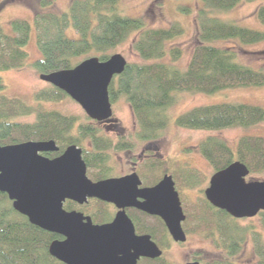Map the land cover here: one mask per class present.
<instances>
[{
  "label": "trees",
  "instance_id": "obj_1",
  "mask_svg": "<svg viewBox=\"0 0 264 264\" xmlns=\"http://www.w3.org/2000/svg\"><path fill=\"white\" fill-rule=\"evenodd\" d=\"M120 1L71 0L67 13L57 14L44 12L51 5V0H39L41 10L33 16V27L40 59L32 63L34 70L39 74H49L71 69L90 57L104 61L115 48L135 35L131 48L143 63L127 62L123 73L112 79L108 96L111 104L120 98L128 103L138 127L137 137L141 141H153L167 127V110L179 93L210 95L227 89L264 86V71L241 63L235 47L219 45L225 42L240 45L264 42V32L239 26L218 16L230 12L242 2L256 0H198L200 6L195 17L198 44L183 70L173 65L181 58L182 49L170 45L183 35V27L174 22L166 28H148L143 18L122 15ZM181 10L190 12L187 8ZM255 14L264 25V4L256 8ZM70 27L77 34L74 38L66 35ZM31 28L32 25L24 19L10 22L11 33H4L0 26V72L19 71L26 66L28 55L23 48L28 43ZM166 58L169 62L163 61ZM4 89L0 78V145L52 140L58 141V154L66 147L76 145L82 150L87 176L92 180L108 176L106 163L109 149L124 150L130 147L124 141L113 145L111 140L99 135L93 125L77 124L74 116L43 109L42 102H57L68 97L51 85L33 95L37 104L34 106L3 95ZM31 115L35 116L32 123L17 121L19 117ZM263 122L264 109L245 103L194 107L175 119L177 127L207 131L247 129ZM86 143L90 146L89 150L85 148ZM198 151L214 172L239 161L247 167L249 176L264 174L263 137L241 136L234 147L221 139L207 137L198 145ZM46 155L53 157L55 153ZM152 163H156L154 167L158 170L172 172L180 194L184 188L192 189L203 179L198 171L179 162L173 163V169L169 161L152 160ZM67 205L65 209L81 212L96 223L112 215L110 206L98 200L84 205ZM182 205L187 232L213 240L216 247L224 250L227 257L232 259L250 237L256 264H264V236L258 230L240 226L239 220L214 208L202 196L195 201L183 200ZM133 211L139 213L138 217H143L134 221L136 231L151 235L162 245L154 229L157 225L163 227L162 222L153 216ZM58 238L56 234L31 225L26 217L14 211L7 195L0 193L1 264H63L48 252L49 244ZM142 264L154 263L145 261Z\"/></svg>",
  "mask_w": 264,
  "mask_h": 264
},
{
  "label": "water",
  "instance_id": "obj_2",
  "mask_svg": "<svg viewBox=\"0 0 264 264\" xmlns=\"http://www.w3.org/2000/svg\"><path fill=\"white\" fill-rule=\"evenodd\" d=\"M126 64L118 53L104 61L90 57L71 69L40 74L39 79L64 92L89 119L114 123L108 87ZM57 150L52 140L0 145V193L31 225L63 237L49 244L50 256L63 264H137L140 257H160L150 236L135 234L125 213L130 207L159 217L174 242L186 241L181 227L185 215L171 176L150 188H138L136 174L92 182L81 148L70 145L53 159L42 155ZM247 176V167L239 161L215 171L204 189L205 199L233 219L257 216L264 212V180H246ZM89 199L114 205L113 220L93 224L89 216L63 209L66 200L84 205Z\"/></svg>",
  "mask_w": 264,
  "mask_h": 264
},
{
  "label": "rangeland",
  "instance_id": "obj_3",
  "mask_svg": "<svg viewBox=\"0 0 264 264\" xmlns=\"http://www.w3.org/2000/svg\"><path fill=\"white\" fill-rule=\"evenodd\" d=\"M39 0H0V26L4 33H11L10 22L15 19L27 20L31 25V32L27 45L23 50L27 53L28 59L26 66L19 71L10 70L0 72V78L3 80L5 89L2 92L7 97L18 98L28 105H37L33 95L50 85L39 79L37 73L32 67V63L40 59V52L36 44V31L33 27V16L40 12ZM52 3L44 9V12L67 13L71 0H51ZM264 4V0L253 2H242L233 10L227 13L218 14L224 20L233 21L235 24L264 32V25L261 24L255 14L256 8ZM200 6L198 0H121V14L131 18L141 17L144 19L148 28H166L170 24L177 22L183 29L182 36L176 38L170 45L182 49L181 58L173 63L174 66L183 70L186 68L191 57L194 47L198 44V30L196 26V13ZM187 8L190 12H184L181 9ZM66 35L70 38L77 36L76 32L70 27L66 30ZM135 36V35H134ZM130 37L123 44L113 50L112 54H121L129 63H143V61L132 51ZM223 46H233L238 51L239 61L252 69L264 71V42L253 45H240L235 42L220 43ZM164 62H169L166 58ZM220 103H245L256 105L264 109V86L235 88L220 91L215 94L200 93H179L176 95L174 104L167 110L168 124L167 127L159 133V136L151 142H136L133 134L135 133V119L128 103L120 98L111 104L112 119L117 127L123 128L120 132L121 139L117 134L107 133L105 138L117 145L122 141L132 143L136 151L130 154L120 153L117 149L111 148L107 151V166L120 173L129 164V160L135 159L140 161L138 168L146 161L144 155L151 163L154 158L167 160L172 164L179 162L198 171L203 179L195 187L187 191L191 201L203 197V190L208 186V181L214 173L213 168L203 158L198 151V145L207 137H215L223 140L226 144L234 147L241 136L251 135L264 138V122L257 126L243 129L230 128L218 131L191 130L180 128L175 125V119L186 111L199 106L214 105ZM41 107L49 111H57L65 116H74L77 118V124H91L96 127L95 121L89 119L81 107L70 98H65L57 102H42ZM35 116L19 117L18 122L32 123ZM86 149H90L88 143ZM142 155V159H139ZM145 158V157H144ZM143 160V161H142ZM188 169V168H187ZM171 172V171H170ZM200 179V180H201ZM246 180H264V174L257 176H247ZM185 200L189 202L190 200ZM240 226L251 227L258 230L264 236V214H258L250 219L239 220ZM192 256L201 259L204 262L212 264L221 261H231L232 264H256L254 246L250 239L243 243L241 251L232 259L228 258L225 251L217 248L213 240L207 241L198 234L190 235L185 244H176L171 246L165 252V261L168 264H180L190 260Z\"/></svg>",
  "mask_w": 264,
  "mask_h": 264
},
{
  "label": "flooded vegetation",
  "instance_id": "obj_4",
  "mask_svg": "<svg viewBox=\"0 0 264 264\" xmlns=\"http://www.w3.org/2000/svg\"><path fill=\"white\" fill-rule=\"evenodd\" d=\"M95 124H96V128L98 129V134L101 135V136H106L107 133H113V134H117L119 139H121V136L120 135V132L123 128H121V130L119 131L120 128L117 127V124L116 123H106V122H96L95 121ZM134 134L133 136L135 137L136 139V142H142L138 137H137V134H138V127L135 126V130H134ZM122 141V140H121ZM124 142H127V141H124ZM147 143L148 142H151V141H146ZM57 149H58V141L57 142H54ZM130 144V147L128 149H124V150H118L120 153H123V154H130L132 155L134 151H136V147H134L132 145V143L128 142ZM55 153V156L53 157H50L46 154H50V153H43L42 155L46 158H49V159H53V158H58V156L61 154H58V150ZM150 155L147 156V155H144L143 157V160L146 159L147 162H145L144 164L141 165L140 169L138 168V164H140V161H136L135 159H132L129 160V164L123 169L122 172L120 173H116L114 170L110 169L107 171L108 173V176L103 178V179H108V178H119V177H125V176H129V175H132V174H136L139 181H140V185L138 186V188H150V187H153L155 186L157 183H159L162 178L164 176H171L172 177V180L174 182V188H175V191L178 193V197H179V200H180V203H181V207H182V210H183V200H187L190 198L189 195H187V191L190 190V189H186L184 188L183 191H182V194L179 193L178 189L176 188L175 186V181H174V178H173V174L172 172L168 171V172H163L162 170H158L157 167H154V163L150 164L148 163V158H152V154L149 153ZM139 159H142V155ZM148 159V160H147ZM153 159V158H152ZM156 160H160L159 158H154ZM142 160V161H143ZM163 162L167 161V160H161ZM170 166H172V164L170 163ZM161 175V176H160ZM89 178V177H88ZM90 179V178H89ZM103 179H100V180H103ZM92 182H96V181H99V180H92L90 179ZM185 182V181H184ZM203 198H205L204 196V190H203ZM94 200H97V199H89L88 202L90 201H94ZM139 201H141V199L138 198ZM206 200V199H205ZM100 201V200H98ZM87 202V203H88ZM102 202V201H101ZM68 203H71V204H77L71 200H66L64 203H63V209L67 212H70V211H76L74 209H65V207H68ZM105 203V202H103ZM107 205L110 206V209H111V212H112V215L107 218L106 220H104L103 222H99V223H96L92 220V223L93 224H98V225H101V224H106V223H110L113 218H114V215L115 213L117 212V209L114 207V205L112 204H109V203H106ZM72 206V205H71ZM133 210L135 211H138V212H141L143 214H146V215H149L145 212H142L140 210H137L135 208H126L125 209V213L126 215L128 216V218L131 220L133 226H134V229H135V234L138 235V236H141V235H148L150 236V239L151 241H153L157 247L161 250L162 254L160 257L158 258H155V259H150V258H143V257H140L138 260H137V264H142L143 262L147 261V262H153L154 264H168L166 261H165V252L171 247V246H174V243L176 244H185L187 242V239L190 235H193V233H189L186 231L184 225H185V222H186V215L184 213V210H183V213L185 215V220L181 223V227L186 235V241L183 242V243H179V242H174L171 238V236L169 235L167 229H166V226L164 224V222L157 216H153V215H149V216H153L154 218H157L159 219L162 224H163V227H160L159 225L156 226V234L158 235V237H160L161 239V244L160 245L156 239H153V237L147 233H138L136 231V227H135V223L134 221H137L138 219L140 218H143V217H138L139 213H136L134 212ZM84 215V214H83ZM196 235V234H195ZM58 239L57 240H63V237L58 235ZM204 240H207V241H210L211 239H204ZM162 260V261H161ZM187 262H197L199 264H212L211 262H204L202 261L201 259L195 257V256H192L190 258L189 261ZM187 262H183V263H180V264H185Z\"/></svg>",
  "mask_w": 264,
  "mask_h": 264
}]
</instances>
